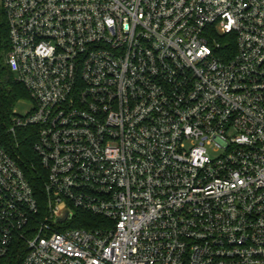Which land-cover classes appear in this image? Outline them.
Wrapping results in <instances>:
<instances>
[{"label": "built area", "instance_id": "built-area-1", "mask_svg": "<svg viewBox=\"0 0 264 264\" xmlns=\"http://www.w3.org/2000/svg\"><path fill=\"white\" fill-rule=\"evenodd\" d=\"M0 12L31 103L7 133L33 132L41 182L0 127V260L264 264V0ZM77 214L99 226L72 228Z\"/></svg>", "mask_w": 264, "mask_h": 264}, {"label": "trees", "instance_id": "trees-1", "mask_svg": "<svg viewBox=\"0 0 264 264\" xmlns=\"http://www.w3.org/2000/svg\"><path fill=\"white\" fill-rule=\"evenodd\" d=\"M224 43V40H220ZM7 49V28L3 14L0 12V127L1 135L8 148L17 155L20 165L30 176L31 180L41 192V182L37 177L39 165L32 150L35 136L32 131H17L15 135L7 133L10 126V118L14 105L20 99H26L27 93L18 83L3 63V52ZM40 199H42L40 197ZM79 221L71 224L72 228L92 229L98 227L97 217L88 214H77ZM84 219L83 221H80ZM0 264H16L14 258L0 260Z\"/></svg>", "mask_w": 264, "mask_h": 264}, {"label": "rangeland", "instance_id": "rangeland-1", "mask_svg": "<svg viewBox=\"0 0 264 264\" xmlns=\"http://www.w3.org/2000/svg\"><path fill=\"white\" fill-rule=\"evenodd\" d=\"M30 106H31V103L28 100L20 99L14 105L13 110L18 115H24V113L29 110ZM211 156H213V155H211Z\"/></svg>", "mask_w": 264, "mask_h": 264}]
</instances>
